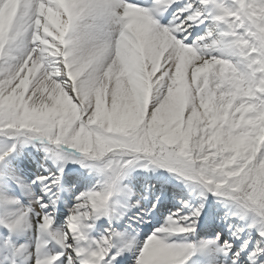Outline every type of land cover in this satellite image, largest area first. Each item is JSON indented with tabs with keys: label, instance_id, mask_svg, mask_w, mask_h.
I'll return each mask as SVG.
<instances>
[{
	"label": "snow or ice",
	"instance_id": "snow-or-ice-1",
	"mask_svg": "<svg viewBox=\"0 0 264 264\" xmlns=\"http://www.w3.org/2000/svg\"><path fill=\"white\" fill-rule=\"evenodd\" d=\"M0 264H264V0H0Z\"/></svg>",
	"mask_w": 264,
	"mask_h": 264
},
{
	"label": "rangeland",
	"instance_id": "rangeland-1",
	"mask_svg": "<svg viewBox=\"0 0 264 264\" xmlns=\"http://www.w3.org/2000/svg\"><path fill=\"white\" fill-rule=\"evenodd\" d=\"M164 172V175L166 176V177H168V179H169V184L170 185H177V186H180L179 185V182L178 181H176L175 179H173L172 177H171V174H169V173H167L166 171H164V170H157V172L156 173H149V176H158L159 174H160V172ZM180 187H182V186H180ZM173 203H175L176 204V206L177 207H179V204H177V202H173Z\"/></svg>",
	"mask_w": 264,
	"mask_h": 264
}]
</instances>
